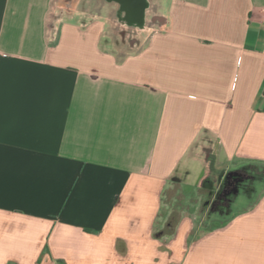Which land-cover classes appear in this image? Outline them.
<instances>
[{
    "label": "crops",
    "instance_id": "crops-1",
    "mask_svg": "<svg viewBox=\"0 0 264 264\" xmlns=\"http://www.w3.org/2000/svg\"><path fill=\"white\" fill-rule=\"evenodd\" d=\"M163 1L127 42L92 0H0V264H264V0Z\"/></svg>",
    "mask_w": 264,
    "mask_h": 264
},
{
    "label": "rangeland",
    "instance_id": "rangeland-1",
    "mask_svg": "<svg viewBox=\"0 0 264 264\" xmlns=\"http://www.w3.org/2000/svg\"><path fill=\"white\" fill-rule=\"evenodd\" d=\"M148 8L146 9V17L144 23H130L127 14L122 10L121 3L116 0H92L94 8L105 6L112 17L115 18V25L117 32L123 33L126 37V41H137L138 39L144 41L155 30L159 29V18L166 16L165 2L163 0H147ZM62 4L68 5L67 0H61ZM73 6V4H72ZM128 45L125 46L128 49ZM250 167H244L240 169V174L245 175L246 172H250ZM239 172L236 176L240 175ZM234 174L229 173L225 177V181L222 184L215 183L212 192L208 190H190L180 186L172 187L165 196V203L160 215L158 231H167L169 226L174 225L182 216L183 213L193 216L195 221L199 224H203L205 220H210L212 213L219 209V205L222 202L221 197L225 188H229V181H232ZM234 176V177H236ZM248 201H239V205L243 206ZM238 205V206H239ZM238 206H233L232 209H238ZM219 222H213L207 229L212 226L219 225Z\"/></svg>",
    "mask_w": 264,
    "mask_h": 264
},
{
    "label": "flooded vegetation",
    "instance_id": "flooded-vegetation-1",
    "mask_svg": "<svg viewBox=\"0 0 264 264\" xmlns=\"http://www.w3.org/2000/svg\"><path fill=\"white\" fill-rule=\"evenodd\" d=\"M121 3V8L126 12L130 23L143 24L146 17L148 2L146 0H116Z\"/></svg>",
    "mask_w": 264,
    "mask_h": 264
},
{
    "label": "trees",
    "instance_id": "trees-1",
    "mask_svg": "<svg viewBox=\"0 0 264 264\" xmlns=\"http://www.w3.org/2000/svg\"><path fill=\"white\" fill-rule=\"evenodd\" d=\"M222 224L224 225V224H226V222L221 223V225H222ZM221 225H219V226H221ZM219 226H216V225H215V226H212L210 229H215V228H218Z\"/></svg>",
    "mask_w": 264,
    "mask_h": 264
},
{
    "label": "bare ground",
    "instance_id": "bare-ground-1",
    "mask_svg": "<svg viewBox=\"0 0 264 264\" xmlns=\"http://www.w3.org/2000/svg\"><path fill=\"white\" fill-rule=\"evenodd\" d=\"M147 1V0H146ZM148 2V1H147Z\"/></svg>",
    "mask_w": 264,
    "mask_h": 264
}]
</instances>
